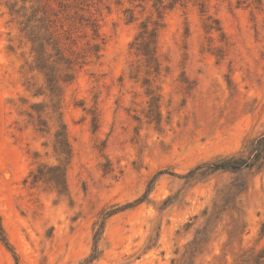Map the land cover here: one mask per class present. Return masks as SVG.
I'll use <instances>...</instances> for the list:
<instances>
[{
  "label": "rangeland",
  "instance_id": "374dc122",
  "mask_svg": "<svg viewBox=\"0 0 264 264\" xmlns=\"http://www.w3.org/2000/svg\"><path fill=\"white\" fill-rule=\"evenodd\" d=\"M34 10L47 18L49 67L59 57L53 68L75 71L59 104L28 72L19 21ZM146 30H155L153 62L137 51ZM58 106L71 152L65 196L28 178L58 165ZM263 133L264 0H209L204 13L195 0L171 9L156 0H0V264H234L264 245V165L185 176L247 158ZM231 184L244 187L235 199L225 197ZM115 209L97 259L86 262L95 224Z\"/></svg>",
  "mask_w": 264,
  "mask_h": 264
},
{
  "label": "trees",
  "instance_id": "16d2710c",
  "mask_svg": "<svg viewBox=\"0 0 264 264\" xmlns=\"http://www.w3.org/2000/svg\"><path fill=\"white\" fill-rule=\"evenodd\" d=\"M189 0H156V4L162 6L166 9H171L176 5H183L187 3ZM197 5L200 8V12L204 13L206 9V3L209 0H195ZM37 12L36 10L32 11L31 16H28L25 21H19V25L22 27L20 32L23 34L24 39H26L31 45L30 53L33 55V66L32 71H28L29 73L36 72L40 73L45 80V84L47 86V90L49 93L50 101L53 102L57 99L58 104L61 96V85L69 84L74 79L75 71H67L70 70V67H66V71H61L62 69L53 68L55 64L60 65L63 58L57 57L52 61V67H49L47 62L52 58L51 54L47 53V48L44 44V37L47 36V27L46 22L47 18L43 14L41 17H37L38 15L33 14ZM14 14H17L16 12ZM18 18V17H17ZM80 20H82L80 18ZM85 26L92 31V35L94 38L98 37V25L95 20L88 18L85 20ZM63 27H61L62 30ZM69 30L63 31V33H68ZM60 33H58L57 38L53 39L52 50L55 51V56H58L62 49L58 47ZM155 30L144 31L140 36V42L138 43L137 51L141 53L143 57L147 59L149 62L155 61ZM51 39V38H50ZM66 40L69 39L65 37ZM97 45L93 46V51H97ZM84 56L77 57L74 60V64H78V59H83ZM72 64L67 59H65V64ZM81 63V62H79ZM150 96V95H149ZM156 101L155 97H151L149 102V107H154V102ZM53 107V106H52ZM58 111V120H57V131L54 134L53 141V152L57 157L58 165L47 167L45 165H39L35 172H31L28 176L30 179V184L35 185L39 182L50 185L56 192L65 196L66 192V181H65V171L66 167L69 163L71 152L70 146L67 138L66 128L61 120V112L60 107H57ZM52 112H55L53 110ZM157 124H159L158 118L152 119ZM43 126V125H42ZM45 127V126H43ZM40 132L44 133L43 129H39ZM264 165V133L255 137L249 146V156L247 158H243L237 154L225 156L222 159H219L215 162H207L197 165L188 174L185 176L189 181H201L206 177H209L213 173L216 172H238L243 169H252V168H261ZM244 190V187L241 185L231 184L230 187L227 188L225 192L226 198L235 199L237 195L241 194ZM139 201V200H138ZM136 201V202H138ZM125 206L123 208H127ZM118 209L108 211L101 214L100 221L95 224V231L93 234V249L92 253L89 256L86 262H92L97 259L98 252V242L104 230L105 221L111 215L116 213ZM205 229L198 231L194 236L193 240L189 244V249L191 250L190 254L197 249L203 242V238L201 236L204 234ZM3 234V229L0 225V236ZM5 242V240H4ZM234 264H264V245L262 248L258 250L251 249L249 251H244L239 259Z\"/></svg>",
  "mask_w": 264,
  "mask_h": 264
},
{
  "label": "bare ground",
  "instance_id": "6f19581e",
  "mask_svg": "<svg viewBox=\"0 0 264 264\" xmlns=\"http://www.w3.org/2000/svg\"><path fill=\"white\" fill-rule=\"evenodd\" d=\"M5 177H6V175H5Z\"/></svg>",
  "mask_w": 264,
  "mask_h": 264
}]
</instances>
